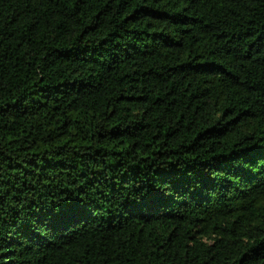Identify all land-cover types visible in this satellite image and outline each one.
I'll return each instance as SVG.
<instances>
[{
	"label": "trees",
	"instance_id": "1",
	"mask_svg": "<svg viewBox=\"0 0 264 264\" xmlns=\"http://www.w3.org/2000/svg\"><path fill=\"white\" fill-rule=\"evenodd\" d=\"M0 264H264V0H0Z\"/></svg>",
	"mask_w": 264,
	"mask_h": 264
}]
</instances>
